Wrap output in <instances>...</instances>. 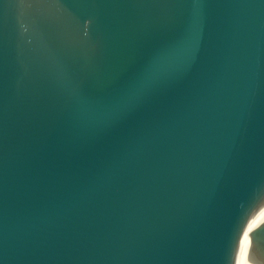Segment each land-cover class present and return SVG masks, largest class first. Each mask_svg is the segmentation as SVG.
Listing matches in <instances>:
<instances>
[{
  "label": "water",
  "instance_id": "water-1",
  "mask_svg": "<svg viewBox=\"0 0 264 264\" xmlns=\"http://www.w3.org/2000/svg\"><path fill=\"white\" fill-rule=\"evenodd\" d=\"M0 264H264V0H0Z\"/></svg>",
  "mask_w": 264,
  "mask_h": 264
}]
</instances>
